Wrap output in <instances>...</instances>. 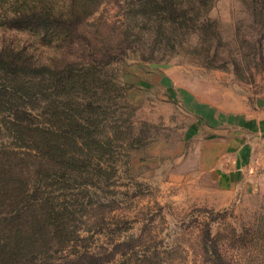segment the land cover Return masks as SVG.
I'll use <instances>...</instances> for the list:
<instances>
[{"label":"rangeland","instance_id":"1","mask_svg":"<svg viewBox=\"0 0 264 264\" xmlns=\"http://www.w3.org/2000/svg\"><path fill=\"white\" fill-rule=\"evenodd\" d=\"M133 1L106 0L82 33L99 53L106 40L116 49H129L130 56L112 63L107 75L118 88L116 120L123 115L132 128L122 136L128 138L125 145L129 142L135 148L118 158L108 186L79 195L87 204L85 210H77L78 240L55 258L84 249L103 254L127 243L118 249L113 264H213L216 255L225 264H264V184L257 191L242 180L223 189L200 169L198 143L203 135L187 138L196 116L179 99L177 87L180 79L186 90L217 97L234 90L251 101H264V44L262 58L254 48L259 37L254 32L256 6L251 0L207 1L183 30L181 47L169 37L173 26L161 27L168 38L160 40L159 47L158 25L149 21V26ZM208 25L217 30L213 44L202 40ZM4 42L15 52L26 48L36 60L54 56L29 31L0 28V48ZM211 44L219 52L218 60L212 59L214 52L210 60L199 53L203 45ZM144 48L152 60L135 52ZM3 124L0 116L1 128ZM0 144L14 147L4 130ZM261 165L257 176L264 174ZM73 196L75 192L67 194L64 204H72Z\"/></svg>","mask_w":264,"mask_h":264},{"label":"trees","instance_id":"2","mask_svg":"<svg viewBox=\"0 0 264 264\" xmlns=\"http://www.w3.org/2000/svg\"><path fill=\"white\" fill-rule=\"evenodd\" d=\"M207 1L211 0L133 3L140 5L149 26L152 22L158 25L155 41L161 47L159 41L168 38L161 27H175L169 37L180 45L192 15H199ZM251 1L257 14L253 15L254 32L259 35L254 48L262 58L264 0ZM105 2L0 0L1 29L29 31L54 51L53 57L41 61L27 54L26 48L15 52L6 42L0 48V116L4 120L0 134L4 130L14 145L0 144V264H113L118 249L128 245L103 254L84 249L55 258L78 240L75 218L77 210H85L87 204L79 195L89 196L90 189L108 186L118 158L135 148L129 142L125 145L128 138L122 136L132 128L122 120L123 115L116 120L118 88L107 75L112 63L130 56L129 49H116L106 40L99 53L82 33ZM216 32L213 25L204 27L203 43L213 44L218 39ZM212 44L199 50L208 60L215 53ZM144 50L135 52L152 60ZM218 54L212 57L214 61ZM70 192L76 198L66 205ZM213 264L225 263L216 255Z\"/></svg>","mask_w":264,"mask_h":264},{"label":"crops","instance_id":"3","mask_svg":"<svg viewBox=\"0 0 264 264\" xmlns=\"http://www.w3.org/2000/svg\"><path fill=\"white\" fill-rule=\"evenodd\" d=\"M179 80V99L196 116V126L187 138L203 135L198 143L203 149L198 151L200 169L208 171L223 189L243 180L246 187L258 191L264 184V174L257 176L258 164L264 168V101H251L234 90L219 97L186 90Z\"/></svg>","mask_w":264,"mask_h":264}]
</instances>
